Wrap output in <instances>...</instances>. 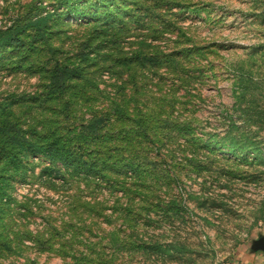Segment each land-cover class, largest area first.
Wrapping results in <instances>:
<instances>
[{"label": "rangeland", "instance_id": "obj_1", "mask_svg": "<svg viewBox=\"0 0 264 264\" xmlns=\"http://www.w3.org/2000/svg\"><path fill=\"white\" fill-rule=\"evenodd\" d=\"M257 252L264 0H0V264Z\"/></svg>", "mask_w": 264, "mask_h": 264}, {"label": "crops", "instance_id": "obj_2", "mask_svg": "<svg viewBox=\"0 0 264 264\" xmlns=\"http://www.w3.org/2000/svg\"><path fill=\"white\" fill-rule=\"evenodd\" d=\"M244 257L242 264H264V253H250Z\"/></svg>", "mask_w": 264, "mask_h": 264}, {"label": "trees", "instance_id": "obj_3", "mask_svg": "<svg viewBox=\"0 0 264 264\" xmlns=\"http://www.w3.org/2000/svg\"><path fill=\"white\" fill-rule=\"evenodd\" d=\"M93 126L92 124L90 125V127Z\"/></svg>", "mask_w": 264, "mask_h": 264}]
</instances>
